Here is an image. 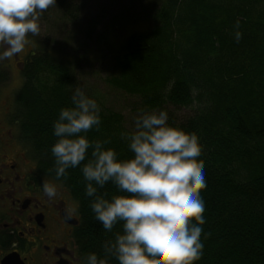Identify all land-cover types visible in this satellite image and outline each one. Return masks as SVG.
Returning <instances> with one entry per match:
<instances>
[{
    "label": "trees",
    "instance_id": "16d2710c",
    "mask_svg": "<svg viewBox=\"0 0 264 264\" xmlns=\"http://www.w3.org/2000/svg\"><path fill=\"white\" fill-rule=\"evenodd\" d=\"M56 6L72 19L78 11L77 0H56ZM150 20L148 32L125 40L115 55L117 73L107 82L139 97L141 112L196 104L197 111L184 123L168 120L195 133L201 148L204 247L195 264H264V0H159ZM22 66L9 124L37 173L61 184L75 202L84 258L91 252L105 257L103 245L123 232V222L105 230L90 208L92 198L85 195L81 167L69 168L57 181L50 151L57 139L53 121L62 107L73 106L72 92L80 87L74 69L43 48L31 51ZM8 77L0 67V86ZM100 116L99 128L84 135L90 141L108 140L104 147L113 148L118 159L131 158L128 140L121 136L126 132L121 114L101 109ZM90 158L91 149L81 164ZM98 194L107 199L131 195L112 182ZM107 258L119 264L115 256Z\"/></svg>",
    "mask_w": 264,
    "mask_h": 264
},
{
    "label": "clouds",
    "instance_id": "9594fccd",
    "mask_svg": "<svg viewBox=\"0 0 264 264\" xmlns=\"http://www.w3.org/2000/svg\"><path fill=\"white\" fill-rule=\"evenodd\" d=\"M52 6L56 0H0V61L24 51L29 34L39 35L40 19ZM234 27L238 43L242 38L238 20ZM71 101L73 106L62 107L52 125L57 137L50 149L55 177L59 181L69 168L80 166L95 218L107 231L123 222V232L103 245L105 253L119 264H195L203 255L201 191L206 188L197 135L170 125L164 109L142 111L134 117V130L121 133L134 154L121 160L113 148L104 147L108 140L90 141L84 135L101 124L96 99L76 87ZM89 149L91 158L81 164ZM108 182L131 195L107 199L98 194ZM61 186L43 182L41 188L54 201ZM107 255L88 253L84 264H109Z\"/></svg>",
    "mask_w": 264,
    "mask_h": 264
},
{
    "label": "rangeland",
    "instance_id": "374dc122",
    "mask_svg": "<svg viewBox=\"0 0 264 264\" xmlns=\"http://www.w3.org/2000/svg\"><path fill=\"white\" fill-rule=\"evenodd\" d=\"M158 5L159 0H77L78 11L73 19L57 6L50 7L40 19L39 35L29 34L22 53L0 61V67L9 76L0 86V154L5 143L10 144L6 152L15 150L10 132L16 138V154H21L26 164L32 161L27 147L19 144L17 130L9 124L8 116L22 83V65L27 55L38 48L68 61L78 85L87 95L96 99L101 109L121 114L125 131H133L134 117L141 113L139 97L113 88L107 80L117 73L115 55L125 40L130 35L149 31L150 17ZM166 111L168 120L181 124L194 115L197 107L196 104L189 108L168 106ZM74 205L76 210L75 202Z\"/></svg>",
    "mask_w": 264,
    "mask_h": 264
},
{
    "label": "flooded vegetation",
    "instance_id": "af4514ba",
    "mask_svg": "<svg viewBox=\"0 0 264 264\" xmlns=\"http://www.w3.org/2000/svg\"><path fill=\"white\" fill-rule=\"evenodd\" d=\"M8 134L15 150L5 143L0 154V264H84L74 201L63 186L54 201L44 196L42 183L55 181L22 161Z\"/></svg>",
    "mask_w": 264,
    "mask_h": 264
}]
</instances>
